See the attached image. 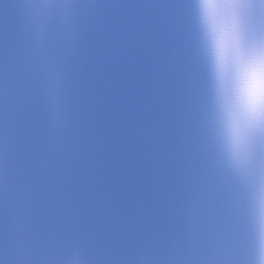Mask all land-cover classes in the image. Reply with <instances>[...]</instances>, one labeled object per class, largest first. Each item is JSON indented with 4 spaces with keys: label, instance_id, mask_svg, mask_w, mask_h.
I'll use <instances>...</instances> for the list:
<instances>
[{
    "label": "water",
    "instance_id": "95a60500",
    "mask_svg": "<svg viewBox=\"0 0 264 264\" xmlns=\"http://www.w3.org/2000/svg\"><path fill=\"white\" fill-rule=\"evenodd\" d=\"M249 9L264 26V0ZM254 253L248 186L214 136L195 0H0V264Z\"/></svg>",
    "mask_w": 264,
    "mask_h": 264
},
{
    "label": "clouds",
    "instance_id": "9594fccd",
    "mask_svg": "<svg viewBox=\"0 0 264 264\" xmlns=\"http://www.w3.org/2000/svg\"><path fill=\"white\" fill-rule=\"evenodd\" d=\"M256 0H195L213 86V131L224 162L247 184L253 264H264V26L249 25Z\"/></svg>",
    "mask_w": 264,
    "mask_h": 264
}]
</instances>
